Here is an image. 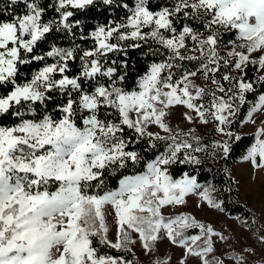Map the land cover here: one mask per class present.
Listing matches in <instances>:
<instances>
[{
    "label": "snow or ice",
    "instance_id": "obj_1",
    "mask_svg": "<svg viewBox=\"0 0 264 264\" xmlns=\"http://www.w3.org/2000/svg\"><path fill=\"white\" fill-rule=\"evenodd\" d=\"M98 7L124 15L85 24ZM0 17H10L0 19V264H134L137 244L151 253L165 240L184 250L180 264H225L209 254L227 237L164 210L197 195L223 211L215 185L173 173L197 170L201 153L216 160L244 146L264 170V125L247 146L232 130L264 112V0H0ZM129 49L155 57L131 88ZM177 107L196 128L173 129ZM210 124L211 151L197 133ZM121 170L109 189L106 176Z\"/></svg>",
    "mask_w": 264,
    "mask_h": 264
},
{
    "label": "rangeland",
    "instance_id": "obj_2",
    "mask_svg": "<svg viewBox=\"0 0 264 264\" xmlns=\"http://www.w3.org/2000/svg\"><path fill=\"white\" fill-rule=\"evenodd\" d=\"M195 82L200 84L202 80L197 78ZM184 111L185 109L182 107L172 110L169 123L174 130H188L197 127L195 124L182 121L181 114ZM253 120L255 123H240V132L254 134L257 128L264 125V112L253 114ZM210 126L200 125L197 132L206 134L209 132ZM152 130L158 131L155 128ZM229 174L236 182L238 200L254 213L253 216L259 221L260 229L259 227L252 229L247 221L236 215H229L220 209L207 206L197 195L188 196L185 205L168 206L164 210L165 214H191L204 223H211L217 231L227 237V240L216 238L214 253L209 254L210 261L214 257H219L224 260L225 264H240L231 257L243 256L246 264H264V241L261 240V237L264 236V170L253 168L242 156L230 166ZM197 205L200 206L197 207ZM108 224L111 230L110 235H114L115 227L111 215L108 216ZM197 232L198 230L193 234ZM247 249H251V251H247ZM132 254L137 260V264H155L157 259L167 260L169 264H180L181 258L184 256V250L165 240L159 244L158 251L154 248L149 253L137 244ZM186 259L187 264H200L197 258L189 257Z\"/></svg>",
    "mask_w": 264,
    "mask_h": 264
},
{
    "label": "trees",
    "instance_id": "obj_3",
    "mask_svg": "<svg viewBox=\"0 0 264 264\" xmlns=\"http://www.w3.org/2000/svg\"><path fill=\"white\" fill-rule=\"evenodd\" d=\"M164 3L167 2V0H154V3ZM23 10V6L21 5L16 9L17 12H20ZM124 12L120 9H110L108 11H104L102 8H97L91 12L86 17H81L83 19V22L85 24L89 25H96V24H102L107 21H110L111 19H120L123 17ZM10 17H0V19H9ZM235 33H229L225 35V40L234 38ZM58 43H66V41L58 40ZM130 55L127 57H124L128 61L129 68H130V75L129 79L127 81L128 86L131 88L135 85V80L138 74H142V72L146 69V62L151 59H155V57H146L142 55L139 51L135 49H129L128 50ZM119 58V57H115ZM192 65L189 64V67ZM30 71V70H29ZM255 70L253 68H250L248 71L249 77L254 78L255 77ZM261 89H258L260 91ZM55 99H61L60 96H56ZM253 97H249V102L251 103ZM51 105V102H50ZM248 106H244L241 109L240 114V120H243L247 113ZM50 111L54 110V105H51L49 108ZM15 122V118H5L3 120V124L5 125H11ZM211 125V124H210ZM212 125L210 126V130L206 134H198L201 135L204 143L208 146L209 151H211V142L213 139L217 138L219 134L215 133L214 131H211ZM237 134H240L242 137V141L244 142V145H250L253 143V133H241L240 132V122H237L235 124V127L232 129ZM182 131H188V130H182ZM239 143V142H238ZM135 147V145H133ZM141 148L144 149V155L145 159L152 158L153 153L147 149V147L144 144L140 145ZM139 150V149H138ZM245 152V147L242 146L240 149H238L236 152L231 154L228 158H217L216 160H212L206 156V154L201 153L200 157L204 161V163L199 166V168L195 171H193V168L195 166L189 167L186 165H178L176 168L173 169L174 175L178 178L180 174H182L185 171H192L193 174L197 176L198 182L202 185H207L209 183L215 185L217 191L213 192V196L216 197L219 201H222V208L223 211L229 215H236L251 225L252 229L259 227V221L254 218L253 212L244 206L237 198V187L236 182L232 178V176L229 174V168L230 166L235 163L240 157L243 156ZM227 170V172L225 171ZM136 169H133L129 167L128 172H134ZM124 172V170H121L120 173H117L115 176L113 175H107L105 178L106 185L109 189L115 188L118 186V181L121 178V174ZM230 189V191L226 190ZM257 229V228H256ZM196 230L192 229L190 230V233H195ZM103 251H112L110 249H103ZM129 258L134 261V264H137V260L134 258L133 254L131 253L129 255Z\"/></svg>",
    "mask_w": 264,
    "mask_h": 264
}]
</instances>
